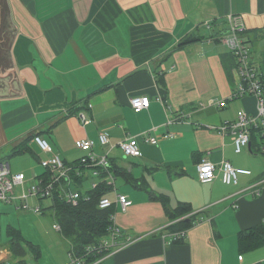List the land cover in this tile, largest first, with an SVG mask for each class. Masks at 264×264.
<instances>
[{
  "label": "crops",
  "instance_id": "crops-1",
  "mask_svg": "<svg viewBox=\"0 0 264 264\" xmlns=\"http://www.w3.org/2000/svg\"><path fill=\"white\" fill-rule=\"evenodd\" d=\"M6 7L14 36L11 67L0 78V161L8 160L7 153L47 157L36 134L67 163L85 154L80 139L95 140L97 152L110 150L116 191L132 201L125 211L114 207L115 221L135 238L99 264H264V244L241 252L239 242L241 231L264 223V182L259 193L244 190L264 177V156H257L260 130L237 153L232 136L214 128L243 109L257 112L253 95L230 99L235 59L222 36L228 16L240 14L247 45H261L264 52V0H6ZM188 37L199 39L183 45ZM138 96L151 100L140 112L132 105ZM102 131L113 149L100 144ZM147 135L156 136L157 144L147 142ZM131 136H139L138 157L117 146ZM25 142L28 150H13ZM204 159L217 165L228 160L251 173L241 174L236 184L224 183L220 172L203 183L198 165ZM8 163L27 183L31 171ZM160 193L169 212L182 202L201 212L202 221L182 241L164 228L171 214L153 199ZM29 241L39 247L34 256L42 261L29 263L25 244L18 264H78L68 262L69 242H57L48 262L41 245ZM15 258L10 245L0 248V262L14 264Z\"/></svg>",
  "mask_w": 264,
  "mask_h": 264
},
{
  "label": "built area",
  "instance_id": "built-area-1",
  "mask_svg": "<svg viewBox=\"0 0 264 264\" xmlns=\"http://www.w3.org/2000/svg\"><path fill=\"white\" fill-rule=\"evenodd\" d=\"M209 25V23H208ZM228 31L222 36L223 42L226 44L235 59L236 81L233 85V92L230 99L253 95L258 100L257 112L251 114L246 110H242L238 117L234 120L226 121L216 128L221 134H230L234 141L235 151L241 153L251 143V136L254 130L259 129L262 136V152L264 153V71L257 65L251 53L250 47L247 45L243 33L246 31V25L240 14L231 13L228 16ZM151 100L148 96H138L132 99V105L136 112H140L150 106ZM219 104H225L219 101ZM84 124L89 123V118L85 114H81ZM144 134V133H143ZM167 136H172L168 134ZM101 145H110V138L107 132L102 131L99 135ZM35 142L45 153H50L47 157L41 158V164L51 172L48 178L38 177L39 182L27 188L26 176L23 172H12L9 163L0 162V202L10 203L13 200H20L21 207L30 209L35 212H41V205H31L28 202L30 197H36L38 200L51 196L55 193L57 186L60 187L61 198L65 201L77 204L84 197L89 199L85 191L72 190L73 177L71 173L76 175H84L85 170H92L99 176L100 180L93 182L90 188H94L100 181H105L110 187V191H114V197L108 194L103 195L98 203L99 208L108 209L117 205L125 211L132 201L126 193L116 191V178L110 169V150L102 153L94 150L96 141L91 138L80 139L77 143L85 154L79 158L78 165L74 166L66 163V161L57 153H54L50 142L41 135L34 137ZM145 140L151 144H157L158 138L154 135H147ZM113 149V145H110ZM127 156L138 157L142 154L139 136H131L125 138L117 144ZM99 167L107 170V174L101 175ZM218 172L222 174L223 182L226 184L239 181L241 174H250L251 170L234 166L230 161L224 160L218 165L209 159H204L198 165V177L203 183L212 182ZM88 178V177H86ZM264 182V177L254 184H250L244 190H251L259 193V188ZM21 187L22 192L19 196L15 194V188ZM115 214H112V223L107 229V233L101 237L98 246L89 245L87 252L96 253L99 256L92 262L86 264H99L105 259L115 254L134 241L129 234H124L123 230L115 221ZM55 228L61 231V225L57 223ZM164 228H167L164 227ZM188 230L172 232L174 239H184ZM73 262L82 264L78 259L71 255ZM0 264H10L9 262Z\"/></svg>",
  "mask_w": 264,
  "mask_h": 264
},
{
  "label": "trees",
  "instance_id": "trees-1",
  "mask_svg": "<svg viewBox=\"0 0 264 264\" xmlns=\"http://www.w3.org/2000/svg\"><path fill=\"white\" fill-rule=\"evenodd\" d=\"M197 37H188L183 41V45L196 41ZM246 41V40H245ZM234 59V56H232ZM262 70L264 68L261 66ZM164 84L163 81H160ZM254 132V131H253ZM253 134V133H252ZM15 152H21L28 150L26 142L19 144L13 149ZM67 163V162H66ZM79 159L70 162L68 164L78 165ZM110 169L114 171V166L110 159ZM101 175L107 174V170L99 167ZM48 173V174H46ZM46 175H39L38 177H45L51 175L50 171H47ZM73 177L72 185L80 187L83 181H85V175H76L75 172L71 173ZM79 190V189H77ZM81 191V190H79ZM82 192V191H81ZM110 192V187L106 185L105 181H100L96 187L85 190L86 195L90 196L89 199L82 197L77 204H72L61 198L60 187L57 186L52 198L51 208L54 209L57 223L61 225V231L64 236L70 241V255L78 259L82 264H86L94 261L99 255L90 254L87 252L89 245L98 246L101 241V237L107 233V229L112 223L111 216L115 212L114 207L108 209H101L98 206L100 198ZM153 199L165 202V194L160 193L154 196ZM43 211V209H42ZM41 211V212H42ZM169 212V211H168ZM171 222L167 225L170 232L188 230L198 222L202 221L200 211H194L189 203H180L174 212H169ZM175 239L174 241H182ZM239 242L241 252L255 249L264 244V223L255 225L248 229H245L239 233ZM25 244L31 252L38 254V246L31 241H27L21 234L15 233L10 240V248L13 254L18 257L20 254L26 252Z\"/></svg>",
  "mask_w": 264,
  "mask_h": 264
},
{
  "label": "rangeland",
  "instance_id": "rangeland-1",
  "mask_svg": "<svg viewBox=\"0 0 264 264\" xmlns=\"http://www.w3.org/2000/svg\"><path fill=\"white\" fill-rule=\"evenodd\" d=\"M4 22L0 28V78L5 77L8 69L11 67V43L14 36V29L10 23L6 3L3 6ZM252 49V56L257 57L260 61L259 64L264 68V52H260L261 48L248 43ZM161 77V76H160ZM47 139V138H46ZM48 140V139H47ZM261 153L257 156H264L262 152V147H260ZM245 152V151H244ZM247 153V152H246ZM250 154V152H248ZM6 157L8 161L13 165L15 162L24 165L28 168L31 173L27 172V188L39 182L36 176V172L40 170H45V167L41 164L40 160L34 157L32 154H13L9 155L7 153ZM2 160V159H1ZM29 160V162H27ZM85 177H88L83 186L80 187L81 190H86L89 188L93 182L99 180V176L95 175L92 170H85ZM116 178V177H115ZM119 183H121L119 181ZM77 190V189H76ZM22 192L21 187L15 188L16 196H19ZM28 202L31 205H41L43 207L42 212H35L30 209H24L21 207L20 200H13L10 203L0 202V248L2 250L8 249L12 235L15 233L21 234L23 237L33 240L35 243H39L44 253L45 259L50 262L54 260V249L57 242L67 243L70 245V241L66 236L62 234L61 231L55 229L57 225V220L55 217L54 209L51 208L52 197H45L38 200L36 197H30ZM115 214V212L113 213ZM121 228V227H120ZM65 237V238H64ZM135 238V237H134ZM66 249V248H65ZM18 257L15 258L14 264L17 263ZM26 260L29 263L41 262L42 259H38L34 256L33 252H29ZM71 257L68 256V262H71Z\"/></svg>",
  "mask_w": 264,
  "mask_h": 264
},
{
  "label": "water",
  "instance_id": "water-1",
  "mask_svg": "<svg viewBox=\"0 0 264 264\" xmlns=\"http://www.w3.org/2000/svg\"><path fill=\"white\" fill-rule=\"evenodd\" d=\"M5 3H6V0H0V28L4 22L3 6Z\"/></svg>",
  "mask_w": 264,
  "mask_h": 264
},
{
  "label": "bare ground",
  "instance_id": "bare-ground-1",
  "mask_svg": "<svg viewBox=\"0 0 264 264\" xmlns=\"http://www.w3.org/2000/svg\"><path fill=\"white\" fill-rule=\"evenodd\" d=\"M36 135H39V134H36ZM36 135H34V137H35ZM0 162H3V161H0ZM4 162H6V161H4ZM7 163H8V162H7Z\"/></svg>",
  "mask_w": 264,
  "mask_h": 264
}]
</instances>
